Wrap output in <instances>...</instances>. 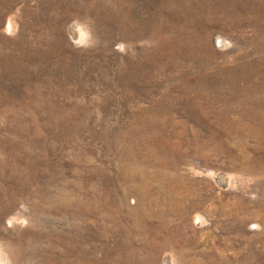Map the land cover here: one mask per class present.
Listing matches in <instances>:
<instances>
[{
    "label": "rangeland",
    "instance_id": "obj_1",
    "mask_svg": "<svg viewBox=\"0 0 264 264\" xmlns=\"http://www.w3.org/2000/svg\"><path fill=\"white\" fill-rule=\"evenodd\" d=\"M0 250L264 264V0H0Z\"/></svg>",
    "mask_w": 264,
    "mask_h": 264
},
{
    "label": "bare ground",
    "instance_id": "obj_2",
    "mask_svg": "<svg viewBox=\"0 0 264 264\" xmlns=\"http://www.w3.org/2000/svg\"><path fill=\"white\" fill-rule=\"evenodd\" d=\"M77 28V27H76ZM80 36V35H79ZM82 36V35H81ZM81 38V37H80ZM81 39H83V37L81 38ZM0 252H1V250H0ZM3 254L4 253H0V264H4L5 262H4V257H3ZM6 257V256H5ZM7 259V258H6ZM8 262V261H7Z\"/></svg>",
    "mask_w": 264,
    "mask_h": 264
}]
</instances>
